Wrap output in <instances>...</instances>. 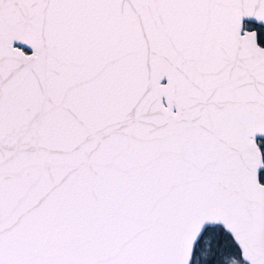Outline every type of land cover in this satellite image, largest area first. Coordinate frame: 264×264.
<instances>
[{
  "label": "snow or ice",
  "instance_id": "6c2138e0",
  "mask_svg": "<svg viewBox=\"0 0 264 264\" xmlns=\"http://www.w3.org/2000/svg\"><path fill=\"white\" fill-rule=\"evenodd\" d=\"M0 264H264V0H0Z\"/></svg>",
  "mask_w": 264,
  "mask_h": 264
}]
</instances>
